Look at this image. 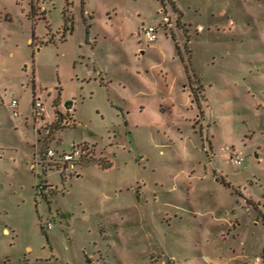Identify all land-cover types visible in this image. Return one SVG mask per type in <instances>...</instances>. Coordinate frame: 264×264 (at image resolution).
I'll use <instances>...</instances> for the list:
<instances>
[{"label": "rangeland", "instance_id": "1", "mask_svg": "<svg viewBox=\"0 0 264 264\" xmlns=\"http://www.w3.org/2000/svg\"><path fill=\"white\" fill-rule=\"evenodd\" d=\"M34 2L0 0V264H264V0Z\"/></svg>", "mask_w": 264, "mask_h": 264}, {"label": "built area", "instance_id": "2", "mask_svg": "<svg viewBox=\"0 0 264 264\" xmlns=\"http://www.w3.org/2000/svg\"><path fill=\"white\" fill-rule=\"evenodd\" d=\"M163 24L168 25V19L165 17ZM143 38L146 43H152L155 41V33L156 29L154 27H145L141 30ZM10 106L13 110V116H17L18 113L16 111L17 109V101L11 100ZM43 106L39 102H34L33 108H32V114L36 118H41L43 116ZM84 150L83 147L79 145L72 146V149L70 153H63L60 155V157L56 158L55 153L52 152L49 149L44 150L42 155L38 156V159L36 160V164L38 167H40V164H43L45 167L51 168L52 170L58 169L60 173H71L75 170V167L81 158ZM42 157V159H40ZM233 164L235 166H240L241 161L238 159L233 161ZM38 194H42V189L40 186H38ZM46 230L51 229V223L47 222L45 225Z\"/></svg>", "mask_w": 264, "mask_h": 264}, {"label": "flooded vegetation", "instance_id": "3", "mask_svg": "<svg viewBox=\"0 0 264 264\" xmlns=\"http://www.w3.org/2000/svg\"><path fill=\"white\" fill-rule=\"evenodd\" d=\"M34 104V103H33ZM73 105V104H72ZM64 111L67 113V112H70L71 113V110H72V106L69 110H66L65 108H63ZM33 115V114H32ZM33 117L36 119V117L33 115ZM58 118V116H57ZM42 120V117L40 118ZM63 119V118H62ZM65 122V120H62ZM43 153V152H42ZM40 171L42 173V177H43V182L40 184V187L42 189V194L44 192H46V195H44V199L47 198V196L49 195V193L51 194L53 190H55V186L52 184V183H49V182H46L45 180V174H47L48 172H51L53 171L51 168H48V167H45L43 164H40ZM64 173H60V179L61 180H65L66 179V176L68 177V175L64 174ZM86 264H90V263H86Z\"/></svg>", "mask_w": 264, "mask_h": 264}, {"label": "crops", "instance_id": "4", "mask_svg": "<svg viewBox=\"0 0 264 264\" xmlns=\"http://www.w3.org/2000/svg\"><path fill=\"white\" fill-rule=\"evenodd\" d=\"M34 10L36 11V14L34 13ZM29 13L30 14H32L33 16L31 17V20L33 21L34 19L35 20H44V11H42V9H40L38 6H37V3H35L34 2V0H32V8L30 9V11H29ZM41 14V15H40ZM35 20L33 21V25H35ZM35 35H34V33L32 34V38L31 39H26V43H29L30 44V46H33V47H37L38 45L37 44H35V41H34V39H35V37H34ZM45 44H47V42L45 43ZM37 51H39V48H37ZM35 99V98H34ZM14 100V99H13ZM17 101V100H16ZM34 101V100H33ZM37 101H38V99H37ZM33 103L34 102H32V108H33ZM9 108H11V106H10V104H9ZM17 109H18V102H17ZM17 109H16V111H17ZM11 110H12V108H11ZM12 112H13V110H12ZM12 116H13V114H12ZM53 120V119H52ZM52 122V121H51Z\"/></svg>", "mask_w": 264, "mask_h": 264}, {"label": "trees", "instance_id": "5", "mask_svg": "<svg viewBox=\"0 0 264 264\" xmlns=\"http://www.w3.org/2000/svg\"><path fill=\"white\" fill-rule=\"evenodd\" d=\"M160 1V3H161V5L163 4L162 3V0H159ZM65 17V16H64ZM66 20V22L68 21V19L66 18L65 19ZM67 29V25L65 26V30ZM69 30V29H68ZM49 42V41H48ZM56 114V113H55ZM56 117V116H55ZM59 121H58V119H57V117H56V123H54V126H56L57 127V125H55V124H57ZM48 149V148H47ZM46 150V149H45ZM44 152V151H43ZM40 159H42V157H40ZM108 167H104V169H107ZM43 182V181H42ZM41 182V183H42ZM40 186V185H39ZM36 190H38V186L36 187ZM45 229V228H44ZM44 229L42 228V230H43V232H44ZM262 258L264 259V252H262Z\"/></svg>", "mask_w": 264, "mask_h": 264}, {"label": "water", "instance_id": "6", "mask_svg": "<svg viewBox=\"0 0 264 264\" xmlns=\"http://www.w3.org/2000/svg\"><path fill=\"white\" fill-rule=\"evenodd\" d=\"M71 106H72V102H67L66 104H64V108L66 110H69L71 108Z\"/></svg>", "mask_w": 264, "mask_h": 264}]
</instances>
